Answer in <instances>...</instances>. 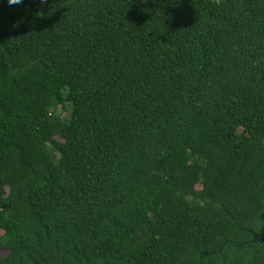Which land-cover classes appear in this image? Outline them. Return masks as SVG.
<instances>
[{
    "label": "trees",
    "instance_id": "1",
    "mask_svg": "<svg viewBox=\"0 0 264 264\" xmlns=\"http://www.w3.org/2000/svg\"><path fill=\"white\" fill-rule=\"evenodd\" d=\"M0 264H264V0H0Z\"/></svg>",
    "mask_w": 264,
    "mask_h": 264
},
{
    "label": "rangeland",
    "instance_id": "2",
    "mask_svg": "<svg viewBox=\"0 0 264 264\" xmlns=\"http://www.w3.org/2000/svg\"><path fill=\"white\" fill-rule=\"evenodd\" d=\"M60 116L62 117V118H64V117H67V111H61L60 112ZM198 187V186H197ZM199 188V187H198Z\"/></svg>",
    "mask_w": 264,
    "mask_h": 264
}]
</instances>
